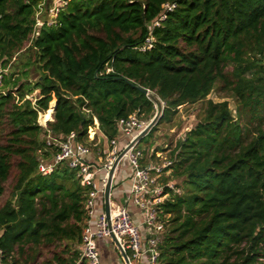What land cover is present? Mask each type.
Here are the masks:
<instances>
[{"label":"trees","instance_id":"obj_1","mask_svg":"<svg viewBox=\"0 0 264 264\" xmlns=\"http://www.w3.org/2000/svg\"><path fill=\"white\" fill-rule=\"evenodd\" d=\"M41 1L0 0V263L87 264L91 188L65 162L40 172L47 133L81 142L97 120L111 140L160 98L165 117L207 102L173 153L159 264H264V0H70L35 33ZM218 83L235 111L208 100Z\"/></svg>","mask_w":264,"mask_h":264},{"label":"built area","instance_id":"obj_2","mask_svg":"<svg viewBox=\"0 0 264 264\" xmlns=\"http://www.w3.org/2000/svg\"><path fill=\"white\" fill-rule=\"evenodd\" d=\"M69 1L42 0L36 16L35 33L44 26H57V18ZM164 7L167 11L172 12L177 9V4H166ZM42 15H45V20L42 19ZM165 18L166 16H163L162 20ZM153 43L154 40L150 36L140 49L142 51L150 50ZM2 86L3 77L0 73V91ZM154 104L155 111L151 118L144 120V114L135 112L127 119H121L117 124V137L111 140L100 131L97 120L96 125L88 131L87 140L90 138L91 143L78 141V137L74 133L64 138L47 133V145L49 148H57V153L54 156V163L42 164L40 172L42 174L50 173L57 165L65 162L69 168L77 172L81 183L91 188L86 205L90 219L84 228L83 241L79 248L81 258L87 260L88 264H101L98 241L104 239L112 241L121 255L123 264H133V260L139 263L144 259L147 261L146 264H159L161 255L159 246L164 239L170 219V215L164 214L162 204L170 198V192L181 194V191L170 181L175 158L164 156L162 152L155 153L154 149H139L142 140L140 139L141 133L147 129L149 132L152 130L155 122L160 118V113L166 107L165 102L160 98L154 101ZM122 138L128 142L121 147L123 149L120 152ZM95 142L98 143L93 144ZM101 142L105 143V147L94 150L93 148L99 146ZM147 154L155 156L161 160V163L150 160ZM103 155L107 157L104 158ZM124 160L128 161L133 175L126 202L131 203L140 214L142 226L145 227L144 234L134 223L125 204L113 201L111 194L110 216L105 212L96 213L98 200L105 197V189L110 181L109 173L114 170L112 191L115 174ZM100 174L103 177L99 180ZM93 218H96L94 226ZM144 241H147L146 244ZM124 254L127 255L128 261L124 258Z\"/></svg>","mask_w":264,"mask_h":264},{"label":"rangeland","instance_id":"obj_3","mask_svg":"<svg viewBox=\"0 0 264 264\" xmlns=\"http://www.w3.org/2000/svg\"><path fill=\"white\" fill-rule=\"evenodd\" d=\"M45 15H42V19L45 20ZM7 72V70H5ZM26 75H24V78H27L30 80V82L36 83L38 74L34 69H31V66H29L28 71L26 72ZM221 85L218 83V85L215 87L214 91L211 93V95L208 97V100H212L215 103H219L222 101H228L230 104V108L235 111L236 109V101L232 98L230 94L225 93V91H220ZM6 89H9V87H6ZM39 92H34L32 95L27 96L26 98L33 100L34 103L36 102V99H38ZM207 101H201L198 104L195 105H185L179 107L178 111L176 113L168 114V116L165 117L164 110L160 113V118L155 122L154 127L149 132L150 136L144 137L141 142L139 149H154L155 153H163L164 156L174 158V151L177 148V144L181 139H184L186 137V133L193 129L199 121L203 117V112L206 107ZM53 111H49L44 114L39 115V124L45 128H47V123L52 121L53 118ZM144 120L151 118L145 115L143 117ZM96 120L94 121V126L96 125ZM91 131V130H90ZM130 139V138H127ZM122 140L126 141L124 138ZM83 141L88 143H91L90 138L89 140L84 139ZM98 142H95L93 144H96ZM120 144V143H119ZM105 147V143L101 142L99 146L96 148H93L94 150H97L98 148ZM123 148L120 149V152ZM151 154V153H150ZM150 154H147L148 158L156 163H161V160H158L155 156H152ZM104 156V155H103ZM107 156H104L106 158ZM47 165V164H46ZM120 167V178L118 183H115L118 186H125V184H129L131 182V168L128 165V161L124 160ZM130 168V170H129ZM12 180V179H11ZM170 181L176 185L180 184V181H176L173 178H170ZM117 188V187H116ZM116 190V189H115ZM115 192V191H114ZM5 199L2 201V204H4ZM51 250V249H50ZM1 262V261H0ZM133 264H146L145 259L140 261L139 263L136 260L132 261ZM1 264V263H0Z\"/></svg>","mask_w":264,"mask_h":264},{"label":"crops","instance_id":"obj_4","mask_svg":"<svg viewBox=\"0 0 264 264\" xmlns=\"http://www.w3.org/2000/svg\"><path fill=\"white\" fill-rule=\"evenodd\" d=\"M53 115H54V113H53ZM52 118H53V116H52ZM53 120H54V118H53ZM126 142H128V141L127 140L126 141L121 140L120 148L124 144H126ZM129 170H130V168H129ZM119 174H120V167L118 168V170L115 174L116 178L113 182V187H112V191H111L112 200L115 201L116 203H121L124 198H126V200H127V198L129 197L128 194L130 192V186H131V182H129V184H125V186L116 185L115 183H118L117 181H119V178H120ZM130 175L132 178V176H133L132 175V169H131ZM99 176H100L99 180L102 179L103 176L101 174ZM125 206H126L128 212L130 213V215H132L134 223L140 228L141 233L144 234L145 233V227L142 226V218H141L140 214L138 213L137 209H135V207L133 205H131V203H129V202H126ZM103 212H105V197L104 196L98 200L97 206H96V213L97 214H101ZM95 223H96V218H93V220H92L93 226L95 225ZM146 242L147 241H144V244H146ZM79 248L80 247L77 248L78 251H79ZM98 250H99V254L101 255V264H123L121 255L118 253V251L116 250L114 244L112 243V241L110 239L99 240L98 241ZM86 262H87V260H86ZM87 264H88V262H87Z\"/></svg>","mask_w":264,"mask_h":264},{"label":"water","instance_id":"obj_5","mask_svg":"<svg viewBox=\"0 0 264 264\" xmlns=\"http://www.w3.org/2000/svg\"><path fill=\"white\" fill-rule=\"evenodd\" d=\"M132 84V83H131ZM135 88L142 92L143 94L145 95H148L150 93V91L142 86H135ZM149 133V130H145L141 133V137L140 139H143L144 137H146ZM114 174V170H112L110 173H109V176H110V181L108 182L107 186H106V189H105V213L106 215L110 216L109 215V204H110V194H111V186H112V181H113V175ZM126 203V198H124L121 202V204H125ZM124 258L126 259V261H128V257L126 254H124Z\"/></svg>","mask_w":264,"mask_h":264}]
</instances>
